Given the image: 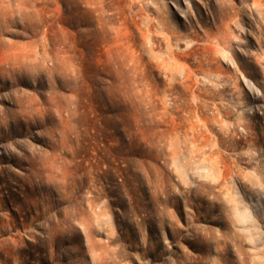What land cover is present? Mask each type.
Listing matches in <instances>:
<instances>
[{"label":"rangeland","instance_id":"rangeland-1","mask_svg":"<svg viewBox=\"0 0 264 264\" xmlns=\"http://www.w3.org/2000/svg\"><path fill=\"white\" fill-rule=\"evenodd\" d=\"M0 264H264V0H3Z\"/></svg>","mask_w":264,"mask_h":264},{"label":"bare ground","instance_id":"bare-ground-1","mask_svg":"<svg viewBox=\"0 0 264 264\" xmlns=\"http://www.w3.org/2000/svg\"><path fill=\"white\" fill-rule=\"evenodd\" d=\"M2 1H3V0H0V15H1V9H2V8H1V2H2Z\"/></svg>","mask_w":264,"mask_h":264}]
</instances>
